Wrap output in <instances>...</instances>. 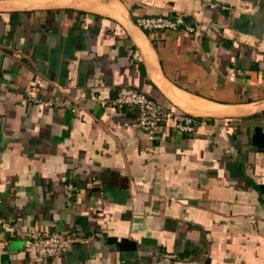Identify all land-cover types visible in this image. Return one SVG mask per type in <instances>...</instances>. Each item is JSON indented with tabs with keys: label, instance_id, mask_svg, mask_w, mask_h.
I'll list each match as a JSON object with an SVG mask.
<instances>
[{
	"label": "crops",
	"instance_id": "0c3cea01",
	"mask_svg": "<svg viewBox=\"0 0 264 264\" xmlns=\"http://www.w3.org/2000/svg\"><path fill=\"white\" fill-rule=\"evenodd\" d=\"M123 86L201 124L152 140ZM0 219V264L36 227L86 239L42 264H264V0H0Z\"/></svg>",
	"mask_w": 264,
	"mask_h": 264
},
{
	"label": "built area",
	"instance_id": "2783aa9c",
	"mask_svg": "<svg viewBox=\"0 0 264 264\" xmlns=\"http://www.w3.org/2000/svg\"><path fill=\"white\" fill-rule=\"evenodd\" d=\"M138 24L146 30L177 29L184 25L189 31H196L195 27L185 25L182 17L172 18L163 15L140 17ZM79 102L77 99L73 105H70L72 110L80 106ZM109 103L114 107L135 108L137 110L136 125L152 140L156 139L159 132L168 126L173 127L178 134H192L201 124L195 116L163 105L147 92L132 86L121 87ZM75 189V185L69 184L65 192L71 197ZM0 222L7 225V222L2 219ZM24 236L26 246L35 251L34 264H42L46 259L57 258L75 243L86 240L78 231L70 229L51 231L36 227L25 231Z\"/></svg>",
	"mask_w": 264,
	"mask_h": 264
}]
</instances>
